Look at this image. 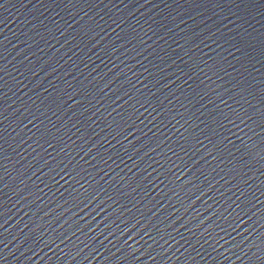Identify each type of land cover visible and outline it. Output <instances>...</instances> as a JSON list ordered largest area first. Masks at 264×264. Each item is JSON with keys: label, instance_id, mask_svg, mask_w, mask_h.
<instances>
[{"label": "water", "instance_id": "95a60500", "mask_svg": "<svg viewBox=\"0 0 264 264\" xmlns=\"http://www.w3.org/2000/svg\"><path fill=\"white\" fill-rule=\"evenodd\" d=\"M0 264H264V0H0Z\"/></svg>", "mask_w": 264, "mask_h": 264}]
</instances>
